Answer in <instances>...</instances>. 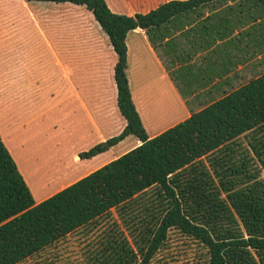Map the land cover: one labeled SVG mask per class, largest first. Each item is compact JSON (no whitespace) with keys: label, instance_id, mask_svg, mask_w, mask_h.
Here are the masks:
<instances>
[{"label":"trees","instance_id":"trees-1","mask_svg":"<svg viewBox=\"0 0 264 264\" xmlns=\"http://www.w3.org/2000/svg\"><path fill=\"white\" fill-rule=\"evenodd\" d=\"M37 1L83 5L115 54V103L124 125L77 157L88 159L127 135L139 144L34 203L0 139V264H16L94 227L111 209L126 214L133 205L140 212L130 218L132 231L114 221L105 225L88 251L89 264H149L171 228L205 249L206 264H264V71L152 137L124 71L128 31L149 36L175 15L213 0H164L131 15L112 12L104 0ZM153 34L154 46L159 38ZM245 134L243 145L238 137Z\"/></svg>","mask_w":264,"mask_h":264},{"label":"crops","instance_id":"crops-1","mask_svg":"<svg viewBox=\"0 0 264 264\" xmlns=\"http://www.w3.org/2000/svg\"><path fill=\"white\" fill-rule=\"evenodd\" d=\"M104 1L112 12L118 13L119 8L124 9V0H117V8L114 7V9L111 8L109 0ZM2 4L4 8L0 10L1 33L5 40H8V34L14 32L18 63L33 65L30 72L46 70L52 76L55 65L59 67L61 65V71L66 78V89L43 91V88H38L33 91V94L66 95V106L67 104L69 107L70 104L79 105L88 116L92 128L97 134L94 141L99 142L117 134L124 125V120L120 115L122 120L117 125L112 124L111 121L103 122L105 118L110 120V116L118 111L113 79L112 81L110 77L104 79L103 73L100 71L102 49L100 42L93 39L92 36L96 30H99L104 36L105 34L94 19H91L93 18L91 13L83 5L69 2L2 0ZM121 12L127 15L133 13ZM252 26H257L254 39L246 37L244 34ZM154 32H157L159 39L158 41L154 40L153 46L149 36L154 35ZM149 34L148 36L144 30L139 28H134L126 33V66L124 69L132 102L140 118L145 120L142 126L145 127L144 130L148 137H152L184 119L190 112L220 98L264 71V3L257 0H213L175 15L159 26L157 31L155 29ZM248 39L250 47L253 49L250 53L247 52L246 46ZM86 48L90 50L86 51ZM109 48H111L110 45ZM162 48L163 51H161ZM76 53L80 54L79 57H83L82 63H86L87 58L92 59L96 63L93 70L66 72V66H63L66 64L62 62L72 64ZM86 54L89 55L87 58ZM113 61L115 62V60ZM145 61L154 62L159 69V74L164 78L162 84L154 87L152 104L149 103L151 105L147 107L144 106L147 97L140 100L133 93V88L136 85L142 88V93L146 90V84L140 83V77L143 78L146 74L143 68ZM183 67L190 69V73L187 74V82L191 85L189 88H185L182 93L178 90L177 82H173L169 77V73ZM18 70L19 73L24 72L21 67ZM88 77L92 78L93 83H89ZM91 84L92 87H90ZM192 86L195 88L193 89ZM8 94L16 96L24 93L8 92ZM87 99L88 101L92 100L89 103ZM16 102L21 103L20 101ZM168 105H170L168 111L173 113V116L161 126L163 122H157L159 121L157 118L161 121L163 116L170 117V114L164 115ZM174 105L177 109L173 108ZM91 113L96 116H92ZM157 113L159 116L156 115ZM28 119L30 118L26 116L24 118L21 116L20 122L14 119L12 126L16 125L22 128L24 120ZM2 134L5 144L8 146L6 147L9 148L8 151L28 186L34 203L57 191L54 190L53 185V181L57 177V175L54 176L55 172L47 177L44 184L38 183L34 179V190L29 178L34 176L40 178L43 175L41 172L43 169L40 170V167L35 169L34 164H28L26 151L18 150L14 138L11 139L6 133ZM86 135L88 134L84 131L79 136L82 143L90 141ZM129 136H125L103 152L88 159H82L87 160L89 164L83 174H87L139 144L138 139L133 135L131 136L135 139L125 142ZM94 141L88 143L87 146ZM121 143V148L115 151V146ZM74 151L77 153L80 148ZM73 158L79 161L76 155ZM39 160L42 161L43 168L45 166L52 167L46 163L44 156L39 157ZM89 167L91 168L89 169ZM44 170L47 175L51 173V169L45 168Z\"/></svg>","mask_w":264,"mask_h":264},{"label":"rangeland","instance_id":"rangeland-1","mask_svg":"<svg viewBox=\"0 0 264 264\" xmlns=\"http://www.w3.org/2000/svg\"><path fill=\"white\" fill-rule=\"evenodd\" d=\"M161 1L164 0H124V9L119 8L118 13H122L121 11L134 12L146 10ZM108 2H110L111 8H117V0H109ZM3 8L4 5L2 4V0H0V10ZM256 28L257 26L249 28V30L244 33L246 37L254 39L257 33ZM1 30L2 29H0V61H2V63H0V67L2 68L0 71V138L7 151L9 148H7L8 146L3 140L2 133H6L11 139L14 138L18 150L26 151L28 157L27 163L34 164L35 169L38 167H40V170L43 169L41 170L43 175H41L40 178L36 176L29 178L34 190V179L38 183L44 184L47 177L51 176L54 172V176L57 175L56 179L53 181L54 190H59L84 175L83 171L89 165L88 161L79 159L78 157L79 161H76V158L74 160L73 156L78 153H74L76 152L74 150L77 148H80V151L86 150L95 144L97 141L94 140L97 138V134L92 128L88 116L85 115L79 105L74 106L73 104H70L69 107V104H67L66 106V95L56 96L48 95L46 93L42 95L33 94V91L38 88H43V91L47 89L57 90L58 88L66 89V78L61 71V65L60 67L55 65L53 76L46 70L30 72L33 65L18 63L17 44L15 42L14 32L9 33L7 37L8 40H5ZM92 36L93 39L100 42L102 49V61L99 63L100 71L103 73L104 79L110 77L112 81V65L114 62L113 60H115V55L111 48H109L106 37L101 34L99 30L93 32ZM246 42L247 52L250 53L253 49L250 47L249 39ZM89 50L90 49L86 48V51ZM161 51H163V48ZM79 56V53L75 54L73 57L75 59L72 64L62 62L63 64H66L63 65L64 67L66 66V72L93 70L96 63L92 59L87 58L89 55L86 54V63H82L83 57L81 56V58ZM20 67L23 68L24 72L19 73L18 69ZM143 68L145 69L146 74L143 78L140 77V83L142 84L143 82V84H146V90L142 93V88L136 85L133 88V93L136 97H139L140 100L147 97L144 104V106L147 107L152 104L151 101L153 94L155 93L154 87L162 84L164 78L159 74L157 65L152 61H145ZM188 72L190 73V69L183 67L169 73V77L173 82H177V85L179 86L178 90L182 93L185 88H189L191 85V83L187 82ZM91 79L92 78L88 77L89 83H93V80ZM92 86L93 85L91 84L90 87ZM192 88L194 89L195 87L192 86ZM149 89L150 92H148ZM8 92L24 94H18L15 96L9 95ZM63 99L65 100L63 101ZM89 100L91 101L92 99ZM16 101H20L21 103H17ZM90 101L88 102L90 103ZM173 108L177 109L175 105ZM167 109L170 110V105H168ZM37 111L38 113H36ZM160 112L162 113L163 110L161 109ZM91 114L92 116H96L94 113ZM167 114H169L168 111H165L164 115ZM156 115H158V113ZM21 116L22 118L26 116L30 119L27 121L24 120V126L22 128L16 125L12 126L14 119H17L16 121L20 122ZM172 116L173 113H170V117L163 116V120L161 121L157 118V120H159L157 122H163L161 123V126H163L172 118ZM120 120H122V118L119 116L118 112H115L114 115L110 116V120L109 118H105L103 119V122L111 121L112 124L117 125ZM140 120L141 123L143 121L145 122L142 118H140ZM84 131L88 134L86 136L90 138V141L87 143H82L81 137H79ZM247 136L248 134L240 135L238 140L245 145ZM132 139L135 138L130 135L125 142ZM92 141L94 142L87 146V144ZM121 146L122 143L115 146V151L119 150ZM41 156H44L46 163L52 166L51 168H48L47 166L43 168L41 164L42 161L39 160V157ZM15 160L18 162L17 159ZM45 168L51 169L49 175L46 174V171L44 170ZM90 168L91 167H89V169ZM260 176L264 178V170L261 171ZM150 192V190H147L146 194L142 196H145L143 201L146 202V200L150 199ZM131 208L132 211H128L126 214H122L121 212L118 213L117 210L111 209L109 215L99 220V223L94 227L73 231L16 264H89L88 251L96 244L97 239L101 234V230L105 225L114 221L115 223H119L125 233H130L132 231L133 224L131 225L130 218L140 212V206L133 205ZM128 223H130V225H128ZM149 264H206V252L198 242L179 233L176 229L171 228L167 232V237L163 245L154 254Z\"/></svg>","mask_w":264,"mask_h":264}]
</instances>
